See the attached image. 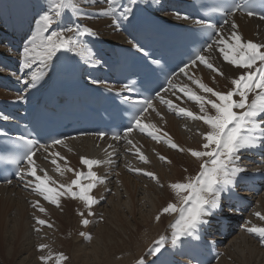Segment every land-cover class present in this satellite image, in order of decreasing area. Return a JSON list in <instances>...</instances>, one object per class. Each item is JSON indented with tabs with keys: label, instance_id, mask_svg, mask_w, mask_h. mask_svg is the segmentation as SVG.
Listing matches in <instances>:
<instances>
[{
	"label": "snow or ice",
	"instance_id": "snow-or-ice-1",
	"mask_svg": "<svg viewBox=\"0 0 264 264\" xmlns=\"http://www.w3.org/2000/svg\"><path fill=\"white\" fill-rule=\"evenodd\" d=\"M97 2L107 4V7L100 10L97 15L110 17L112 24L116 27L125 21L131 24L140 8V0H127L126 3H121L120 0H97ZM152 6V4L146 5V7ZM260 7L264 9V0H261ZM214 11L224 14L225 24L228 23L227 17L234 16L240 11L248 16L260 15V18L264 19V13H257L255 7L251 5V0L233 2L231 7L217 8ZM87 15L89 13L83 11L78 0H49L37 13L21 52V66L26 72L20 82L26 89H34L44 81L55 61L63 54H72L85 64L94 67L102 66L89 43L92 38L98 37V32L91 27L75 22V20ZM68 16L74 18L72 22L67 21ZM176 18L192 19L189 15L180 13H176ZM193 22L199 25L201 29L208 31L209 39L190 54V59L187 62H182L183 66L179 67L178 72H173L169 76L166 81L168 87L164 88L163 91L167 93L171 89V94L178 101H182L186 97L188 101L199 106V113L181 107L179 103H174L171 99H165L160 92H157L154 98L141 97L135 82L125 83L118 93L122 103L129 106L128 110L132 111L134 115L127 126V131L122 134H113L112 139L117 141L126 139V143L130 146L127 150L130 152L135 150L142 162L147 163L148 158L131 139H127L133 130L145 133L154 141H163L172 149L184 151L173 142L167 133L161 135V130L154 124L142 123L143 117L149 109L156 111L154 99H158L170 111L181 117L190 118L193 121H202L209 129L202 134L205 141L202 145L203 150H188L191 156L202 160L199 173L195 177H189L187 182L170 185L180 197V206L169 203L162 209V214L176 213L177 218L170 224V237L161 235L154 246L149 249L148 255L157 258L163 255L169 244L173 248L178 247L186 238L194 236L199 229L208 225L210 222L208 218L215 215L216 212L223 211L224 194L237 186L238 178L245 171L242 167L237 166L241 154L252 149L264 151V50H262L264 44L252 41L243 42L242 36L236 31H230L229 37L225 38L223 29L211 21L194 19ZM237 28L238 25L231 24L232 30ZM134 47L149 60L150 64H160L159 59L153 58L139 44H134ZM213 49L218 50V54L224 62L244 70L238 78L231 80L233 87L226 93L208 86L188 71L193 66L203 65L212 72L223 76V71L216 67L213 62H210L205 54ZM180 75L195 84L200 92L198 93L187 84L183 86L174 84L173 81ZM92 82L100 83L101 81L97 79ZM250 96L252 97L251 100H249ZM234 97H238V99H234ZM18 99L21 102H26L27 96L22 91ZM209 108L213 112L210 113ZM157 115H159L158 112ZM0 119L7 120L8 117L0 114ZM0 134L4 133L0 132ZM96 135L103 139L106 133L99 132ZM64 143L65 141L59 138L52 139L50 144L41 143L37 139L22 135L19 137L21 153L8 158L0 157V159H6L14 165V175L24 183L26 188H31L44 201L59 207L61 197L67 196L78 199L88 209V215L93 216L95 213L91 210L92 206L100 201L90 195V192L97 184L105 183V180L98 177L97 173L93 171V167L101 165L102 161L82 157L81 163L86 165L88 169L85 173L67 167V158L61 156L60 152L54 151L50 153L54 157L50 162L56 166V171L60 175L66 171L72 172L76 178L70 184L60 183L57 185V182L48 175L47 170L40 169L43 174H38V166L33 159L36 153L41 150L47 153L50 147L64 145ZM160 159L167 161L164 156H160ZM59 160L64 161V168L60 167ZM133 171L142 173L159 183L158 177L153 172L143 169H133ZM7 182L11 183V180ZM53 185L57 186L54 187ZM32 206L41 213L46 212L39 200L33 202ZM78 215L82 217V224L87 227L90 220L85 218V213L78 212ZM255 215L264 220V215L261 213L257 212ZM156 220H160V215H157ZM36 221L40 226L52 227V224L39 217H36ZM246 230L264 240V227L253 225ZM36 231H40V228H37ZM80 235L91 239L90 234L81 232ZM47 247V245L41 244L39 249L42 251ZM50 258V256L40 257L44 264H47ZM67 259L64 254H60L58 257L59 261ZM139 264H148V262L141 258ZM151 264H155V261H152Z\"/></svg>",
	"mask_w": 264,
	"mask_h": 264
},
{
	"label": "bare ground",
	"instance_id": "bare-ground-1",
	"mask_svg": "<svg viewBox=\"0 0 264 264\" xmlns=\"http://www.w3.org/2000/svg\"><path fill=\"white\" fill-rule=\"evenodd\" d=\"M183 1L185 0H154V2L153 0H140V3L145 7L148 4H152V7L147 8L157 14L172 18L171 20H175L177 19L176 14L171 12L170 5L182 4ZM48 2L49 0H0V80L4 78L21 79L24 77L26 70L21 66L22 46L28 38L34 18ZM120 2L126 3L127 0H120ZM78 3L83 11L89 13V15L81 17L75 20V22L91 27L98 32L97 38L99 41L94 42L95 38H92L89 41L90 46L93 48L96 58L100 62L101 58H111V61L113 58L112 48L114 46L129 44L131 42L133 22L129 24L125 21L119 27H116L112 24L110 17L97 15L100 10L107 7L106 3L97 2V0H78ZM73 19L71 16L67 17L68 22H72ZM232 23L238 25V28L232 30ZM230 31L238 32L242 36L243 42L252 41L264 44V23L259 19L237 13L230 17L228 23L223 28L225 38L229 37ZM102 42H106V45H103ZM205 54L210 59V62H213L216 67H219L223 71V76L212 72L203 65L193 66L188 71L195 78L201 79L202 82L215 90L228 92L233 87L231 80L238 78L244 70L224 62L222 57L219 56L217 49H213L211 52H206ZM76 58L79 62L81 73L85 77L88 79L99 77L102 66L94 67L90 64H85L78 57ZM11 64L15 65L13 72L3 68V65ZM55 68L56 61L45 80L38 84L36 88L29 90L36 92L47 88L52 81ZM104 71L105 67L102 69V72ZM173 83L180 86L187 84L198 93L200 92L195 84L182 75L176 78ZM171 91L170 89L165 99H171L174 103H179L181 107H185L194 113H199V106L197 104L188 101L186 97L182 101H178L171 94ZM18 97L19 95L13 93L11 90L0 87V99L17 100ZM234 99H238V97H234ZM251 99L252 97L250 96L249 100ZM154 107L156 111L150 109V112L144 118L145 124H154L161 130V135L167 133L173 142L184 149V151L181 153V151L175 149L169 150L172 148L163 141H154L150 137L147 138L148 136L145 133L137 131L128 139H131L148 158V162L145 163L139 159L135 150L128 151L127 149L130 146L126 141L124 142L123 151L125 155L121 158L117 168L108 169L105 172L108 163L100 168L101 178L105 180V183L98 184L100 188L97 189V192H100V196H98L97 200L100 202L94 209L96 211L99 210L101 214L105 215L109 224L99 223L98 228L94 226L90 229L82 227L83 233L94 234L90 241L86 240L85 236L80 235V230L76 229L72 233L75 237L74 240L77 242L76 250L79 252L84 250L79 255V259H76L77 263L75 264H139L141 258L145 259L148 264H151L152 261H155V264H158V261L162 264H199L200 258H196L198 253H194V246L191 245L189 252L180 251L182 247L185 248L183 246L184 242L190 238L185 239L180 249L178 247L173 248L169 244L163 255L157 259L155 258L157 262L153 259L155 256L148 255V251L154 246L161 235H168L170 237V224L175 221L177 214H162V209L169 203H178L177 206H180V197L170 185L178 182H187L189 177H195L199 173L202 160L191 156L188 150H203L202 145L205 141L202 134L206 133L209 129L202 121H193L185 117L177 118L179 115L170 111L160 101H156ZM209 110L210 113L213 112L210 108ZM157 112L159 115H157ZM164 139H167V137H164ZM104 148H106L104 143H99L90 138H75L64 145L49 148V152L47 153L41 150L36 161L38 174L42 175L43 173L40 169H44L57 182V185L60 183L70 184L76 178L74 173L66 171L63 175H60L56 171L55 165V170L53 169L52 173L49 171L52 170L51 165H53L50 161L54 158L50 153L54 151L60 152L61 156L67 158V167L79 171L82 157L85 158L87 155L102 156ZM243 153L237 162V166L242 167L245 170L244 172H248L252 167L250 164H245ZM160 156L166 157L167 161L161 160ZM58 162L61 168L65 167L64 161L59 160ZM95 169L93 167V171ZM133 169H143L144 171L153 172L158 177L159 183L142 173L133 171ZM83 171H88L86 165H84ZM67 176H69V179L66 178ZM235 189L236 187L227 193H232ZM239 189L240 186L237 185V190ZM30 191H32L31 188H26L24 183L19 180L14 186H0V199L8 200L20 197V199L24 200L25 193H29ZM109 193H112V195L108 200ZM38 200L46 204L44 206H51L42 197H39ZM72 201H74L73 198L67 196L61 197L59 207H49V210L46 208V213L49 216H51V212H56V215H59V219L52 224L51 230H44V233L41 235H45L46 237L44 236L45 239L43 240L39 238H36V241L30 240L31 236L29 237V235L32 234L30 227L34 223L30 224L26 212H15L20 215L19 222L23 228V234L27 239L26 251L29 253L30 259H33L34 255H38V249L41 244L48 246L41 251V255L51 257L53 252L51 248V232L56 225L60 229L59 226L62 222L60 216L64 213L61 208L67 212V209L62 204L68 205ZM79 202L82 204L81 201ZM24 203L26 204V202ZM0 211L2 218L7 217L4 207L0 206ZM226 212L225 208H223V211L216 212L215 215L208 218L210 220L208 225L214 233H217L214 219H218L219 216H222ZM257 212L264 215V193L257 198L256 205L252 210L243 214L244 219L241 222V226L236 230L239 232L235 234L236 232L232 230L227 239L219 244V249L221 250L220 256L215 263L211 264H264V243L261 244L264 240L246 230L253 225L264 227V220L259 219L255 215ZM85 215H88L87 208H85ZM157 215H160L159 221L156 220ZM49 223H51V219ZM210 235L209 240L212 241V245L214 246L216 244L214 241L215 235L213 233ZM192 237L197 238L198 234L196 233ZM27 264H33V261H28Z\"/></svg>",
	"mask_w": 264,
	"mask_h": 264
},
{
	"label": "rangeland",
	"instance_id": "rangeland-1",
	"mask_svg": "<svg viewBox=\"0 0 264 264\" xmlns=\"http://www.w3.org/2000/svg\"><path fill=\"white\" fill-rule=\"evenodd\" d=\"M1 9L3 11L2 6H1ZM19 11H22V10H19ZM241 74H243V72H241ZM165 148L168 149L167 147ZM169 150H174V149H169ZM80 166L82 169H84L83 164H80ZM51 168H52L51 170V173H52V171L55 170L54 165H51ZM66 178L69 179V176H67ZM84 182L87 183V181H84ZM99 188L100 186H98L97 184V186L91 191V195L95 197L96 199H98V196H100V192H97V189ZM25 194L26 195L24 197V200L20 199V197H17L14 199H8V200L0 199L1 200L0 206L4 207V210L7 215V217L2 218L1 211H0V264H27V262L31 260L33 261V264H44L43 261L40 259V257L42 256L41 255L42 252L40 249H38V252H39V253L37 252L38 255L33 254L34 258L33 257H32L33 259L29 258L28 256L29 253L26 251L27 239L23 234V228L21 227L20 222H19L20 215H18L15 212H21V211L26 212V215L28 216L30 220V224L32 225V223H34L30 227L31 233L33 235L32 234L29 235V237L31 236L30 240H34V241H36V238H39L40 240L45 239L46 236L41 235V234L44 233V230H48V229L51 230V227H48L47 225H44V226L38 225L36 221V217H39L40 219H44L48 222L51 219L50 224H54L56 221H58L59 215H56V212H51V216H49L46 213L47 209L49 210V207H53L55 205L51 204V206L50 205L44 206L46 204H44L43 202L39 200L40 203H42L41 205H43L45 209L47 208L45 213H41L37 208H34L32 206L33 202L37 201L40 196H38L37 194H34L32 191H30L29 193L27 192ZM111 195L112 193H109L108 200ZM24 202H26V204ZM62 206L67 209V212L66 210L61 208L62 212L64 213H62L63 215L60 216L61 221H62L59 226L60 229L57 228V225H56L54 230H52L51 232V238H52L51 248L53 252L50 258V260L51 259L52 260L51 262H49L50 260H48L47 264H75L77 263L76 259H79V255L83 253L82 251H84L82 250L81 252H79L76 250L77 242L74 240L75 237L73 236L72 233H74L76 229L80 230L79 231L80 233L82 231L84 232L82 227L85 228V226L82 224V217L78 215V212L85 213L86 207L83 204V202L81 204L78 199H74V201L70 202L68 205L62 204ZM95 206H97V204L92 206V209H91L92 211L95 210L94 209ZM93 212L95 213V215L93 216L85 215V218L90 220V224L87 226L88 229L94 226L98 228L99 223H102V224L108 223V220H106L105 215L101 214L99 210L97 211L95 210ZM14 219L16 220L15 222H14ZM35 227L40 228L41 230L36 231L37 228ZM74 227H77V228H74ZM238 232L239 231H236L235 234H237ZM93 235L94 234L91 233V239L93 238ZM85 239L88 241L91 240V239L90 240L87 239L86 237ZM263 243L264 241L261 244ZM60 254H64L68 259L64 261H59L58 257Z\"/></svg>",
	"mask_w": 264,
	"mask_h": 264
}]
</instances>
